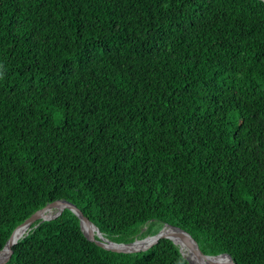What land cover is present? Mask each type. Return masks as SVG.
Listing matches in <instances>:
<instances>
[{
    "label": "trees",
    "instance_id": "16d2710c",
    "mask_svg": "<svg viewBox=\"0 0 264 264\" xmlns=\"http://www.w3.org/2000/svg\"><path fill=\"white\" fill-rule=\"evenodd\" d=\"M60 200L264 264V0H0V250ZM25 233L5 264H189L68 209Z\"/></svg>",
    "mask_w": 264,
    "mask_h": 264
},
{
    "label": "water",
    "instance_id": "95a60500",
    "mask_svg": "<svg viewBox=\"0 0 264 264\" xmlns=\"http://www.w3.org/2000/svg\"><path fill=\"white\" fill-rule=\"evenodd\" d=\"M57 206H60L61 208H60V210H59L55 215H53V216L50 217V218H45V217L43 216V213H44L47 209H49V208H51V207H57ZM63 209H68V210H70L71 212H73V214L76 215V217L79 219L80 229H81V231H82L84 237H85L87 240H89V241L95 243V245H97L98 247L103 248V249L108 250V251L120 252V253H135V252H139V251H145V250H147L149 247H151L152 245L156 244L157 241H158L159 239H169V240H171V241L174 243V241H173L168 235L162 234L161 231H162L163 229L160 230V231H159L156 235H154V236L146 237V238H144V239H142V240H135L134 242L129 243V244H118V243L111 242V241L105 239V238L102 236V234L99 232V230H98V229H97V228H96V227H95V226H94V225L88 220L87 217H85V216L83 215V213H82L78 208H76V207H75L74 205H72V204H69V203H67V202H65V201H61V200H60V201H56V202H53V203H51V204H48V205L45 206L43 209L38 210L37 212H35L32 216H30L27 220H25L23 223H21L19 226H17V227L13 230V232L11 233V235H10L9 239L7 240L5 246L3 247L2 250H0V253H1L6 247L8 248L7 256H6V258H5L4 260L0 261V264H5V263L7 262V260L9 259L10 255H11V253H12V250H11L12 246H14V245L17 243V240H19L20 238L23 237V235H22L19 239H17L16 241H13L12 238H13V235H14V233L16 232V230H18V229H24L25 231H24L23 234L26 235L25 232L28 230V228H29V227H30L35 221H37V220H40V221H49V220H52V219L56 218L57 216H59V215L61 214V212H62ZM165 226H169V225H165ZM84 227H85V228H88V229L92 228L94 231H93V232L85 233V231H84ZM169 227L173 228V229H174L177 233H179V234H185V235H187V236L190 238V240H191V242H192V244H193V248L195 249L196 253H197L200 257H203V258H205V257H207V258H216V257H220V256H224V257L226 256V257H228V259H229V263H228V264H235V263L231 260L230 256L227 255V254H221V255H218V256H206V255H204V254L201 252V250H200V248H199V246H198L197 241H196V240H195V239H194L189 233H187V232H185L184 230L179 229V228H177V227H173V226H169ZM25 235H24V236H25ZM144 242H146V243L143 244ZM134 244H143V245H142L141 247H139V248H134V249H130V248H111V247H109V245H114V246H131V245H134ZM174 244H175V243H174ZM175 245H176V244H175ZM179 251H180V253H182L180 248H179ZM185 258H186V257H185ZM186 259H187V258H186ZM187 260H188V259H187ZM188 262H189V264H191L189 260H188ZM206 264H225V263H220V262H210V263H206Z\"/></svg>",
    "mask_w": 264,
    "mask_h": 264
},
{
    "label": "bare ground",
    "instance_id": "6f19581e",
    "mask_svg": "<svg viewBox=\"0 0 264 264\" xmlns=\"http://www.w3.org/2000/svg\"><path fill=\"white\" fill-rule=\"evenodd\" d=\"M60 206L57 207H51L49 209H47L44 213L43 216L45 218H50L53 215H55L59 210H60ZM24 229H18L16 230V232L13 235L12 240L16 241L17 239H19L23 233H24ZM84 231L85 233L88 232H93L94 230L92 228L88 229L84 227ZM162 234L168 235L176 245H178L181 250H186L188 255H189V260L192 262V264H206V263H210V262H220V263H225L228 264L229 263V259L228 257H224V256H220V257H216V258H203L200 257L195 249L193 248V244L190 240V238L185 235V234H179L177 233L173 228L171 227H167L165 229H163ZM146 242H144L143 244H145ZM143 244H134L131 246H114V245H109V247L111 248H130V249H134V248H139L141 247ZM7 252H8V248L6 247L1 253H0V261L4 260L7 256Z\"/></svg>",
    "mask_w": 264,
    "mask_h": 264
},
{
    "label": "rangeland",
    "instance_id": "374dc122",
    "mask_svg": "<svg viewBox=\"0 0 264 264\" xmlns=\"http://www.w3.org/2000/svg\"><path fill=\"white\" fill-rule=\"evenodd\" d=\"M168 226H164L162 229H165V228H167ZM161 229V230H162ZM179 247V246H178ZM180 248V247H179ZM181 249V248H180ZM181 252H182V254L189 260V255H188V253H187V251L186 250H181ZM190 261V260H189ZM190 263L192 264V262L190 261Z\"/></svg>",
    "mask_w": 264,
    "mask_h": 264
}]
</instances>
